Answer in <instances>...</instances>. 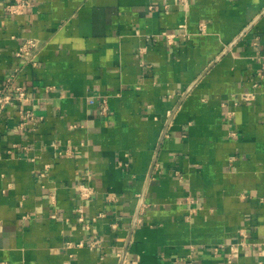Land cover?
<instances>
[{
  "label": "crops",
  "instance_id": "obj_1",
  "mask_svg": "<svg viewBox=\"0 0 264 264\" xmlns=\"http://www.w3.org/2000/svg\"><path fill=\"white\" fill-rule=\"evenodd\" d=\"M6 2L0 264H264V0Z\"/></svg>",
  "mask_w": 264,
  "mask_h": 264
},
{
  "label": "built area",
  "instance_id": "obj_2",
  "mask_svg": "<svg viewBox=\"0 0 264 264\" xmlns=\"http://www.w3.org/2000/svg\"><path fill=\"white\" fill-rule=\"evenodd\" d=\"M1 1L0 0V8H1ZM155 1V0H153ZM184 5L188 6L190 4V0H176ZM30 6V0H7V2L3 5V10L9 14H19L22 13L27 7ZM155 5L151 3L149 5L150 9H153ZM203 27V23H202ZM168 38H171L174 34L173 33H165ZM38 49V43L34 39H28L25 40L18 48L16 55L20 58H25L27 61H32L35 63L34 58L37 54ZM259 74L263 77L264 76V66L261 67ZM14 74H12L10 77L7 78L6 83L3 85L2 88H0V112H3V110L9 105L12 101H22L25 102L28 99L27 93L25 89L21 85H16L13 88L10 87L12 80H13ZM12 89V91H10ZM256 97V93L253 91H247L244 92L242 95V100L248 101L252 100ZM21 111V110H20ZM169 116L172 115V111L169 112ZM80 189V198L85 199L88 198L91 193L93 192V188L89 185H86L84 183L79 185ZM79 211H81V208H78ZM56 214H53L52 217H56ZM82 245V243H79ZM248 244L247 241V231L245 228L239 230V237L236 241H232L230 243H227L223 246H215L212 248L213 254L217 255L222 248L225 246L228 247L229 252L226 255V261L233 264L236 258V254L240 249ZM68 246H71L70 243H68ZM182 260V259H181ZM181 260H176L178 264L181 263ZM186 264H195L192 255H188V259L185 261Z\"/></svg>",
  "mask_w": 264,
  "mask_h": 264
},
{
  "label": "water",
  "instance_id": "obj_3",
  "mask_svg": "<svg viewBox=\"0 0 264 264\" xmlns=\"http://www.w3.org/2000/svg\"><path fill=\"white\" fill-rule=\"evenodd\" d=\"M136 216H138V213L136 214Z\"/></svg>",
  "mask_w": 264,
  "mask_h": 264
}]
</instances>
